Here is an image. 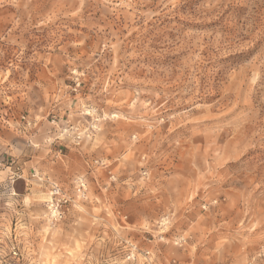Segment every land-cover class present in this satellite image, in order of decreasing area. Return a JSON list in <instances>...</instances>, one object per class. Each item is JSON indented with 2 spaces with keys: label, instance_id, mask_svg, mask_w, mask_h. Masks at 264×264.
I'll return each instance as SVG.
<instances>
[{
  "label": "rangeland",
  "instance_id": "1",
  "mask_svg": "<svg viewBox=\"0 0 264 264\" xmlns=\"http://www.w3.org/2000/svg\"><path fill=\"white\" fill-rule=\"evenodd\" d=\"M0 264H264V0H0Z\"/></svg>",
  "mask_w": 264,
  "mask_h": 264
},
{
  "label": "built area",
  "instance_id": "2",
  "mask_svg": "<svg viewBox=\"0 0 264 264\" xmlns=\"http://www.w3.org/2000/svg\"><path fill=\"white\" fill-rule=\"evenodd\" d=\"M40 179L46 182L48 186L49 199L47 207L49 214L56 220L62 219L69 208L76 205L79 200L88 197L87 183L83 176L74 180L73 194H70L64 186L49 177Z\"/></svg>",
  "mask_w": 264,
  "mask_h": 264
}]
</instances>
